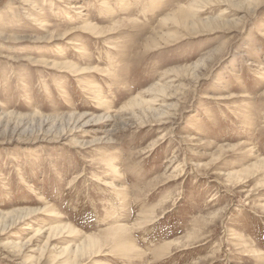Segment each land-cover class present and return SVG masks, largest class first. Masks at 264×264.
<instances>
[{
	"label": "rangeland",
	"instance_id": "rangeland-1",
	"mask_svg": "<svg viewBox=\"0 0 264 264\" xmlns=\"http://www.w3.org/2000/svg\"><path fill=\"white\" fill-rule=\"evenodd\" d=\"M90 237L82 264H264V0H0V264Z\"/></svg>",
	"mask_w": 264,
	"mask_h": 264
},
{
	"label": "bare ground",
	"instance_id": "bare-ground-1",
	"mask_svg": "<svg viewBox=\"0 0 264 264\" xmlns=\"http://www.w3.org/2000/svg\"><path fill=\"white\" fill-rule=\"evenodd\" d=\"M47 26V23H46V20H44L42 22V27H46ZM84 32L85 33H89V34H92V35H99V34H102L103 32H98L96 31V28L90 23L88 27L84 28ZM68 36V35H67ZM67 36H64L63 38H67ZM78 46V44H77ZM70 69H75V71L77 72V67L74 66V65H70L69 66ZM51 207V205H48ZM45 207V211H48L49 213L50 212H54V208H50V207ZM51 216H54L52 215L51 213ZM21 222H23V219H20ZM125 230V227L123 224H118L117 228L116 229H112L111 230V236L112 238H110L109 236H107V241H111V243H115V245H120L126 240H122L121 237L119 236V232L120 231H124ZM67 232V233H72V234H75L77 233V231L74 230V228H71L67 225H60L58 227H55V228H51L50 229V232L48 234V237H47V242L53 240L54 237L62 234L63 232ZM99 237V236H98ZM102 239V238H101ZM100 238H92L90 237L88 241H85L83 240L82 241V246L80 247H76L73 254L70 256V260L64 264H82V261L80 262V260L86 256H93V255H96V254H99L101 252V248L103 247L102 245V240ZM118 247L120 248L121 251H126L128 248L127 247ZM108 255V254H107ZM73 256V257H72Z\"/></svg>",
	"mask_w": 264,
	"mask_h": 264
}]
</instances>
